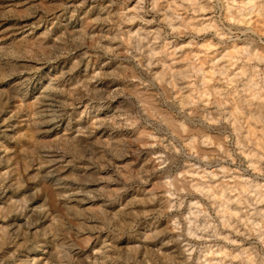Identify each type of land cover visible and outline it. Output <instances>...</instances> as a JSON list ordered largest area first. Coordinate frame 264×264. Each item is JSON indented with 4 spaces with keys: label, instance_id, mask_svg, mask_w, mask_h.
<instances>
[{
    "label": "rangeland",
    "instance_id": "rangeland-1",
    "mask_svg": "<svg viewBox=\"0 0 264 264\" xmlns=\"http://www.w3.org/2000/svg\"><path fill=\"white\" fill-rule=\"evenodd\" d=\"M263 139L264 0H0V264H264Z\"/></svg>",
    "mask_w": 264,
    "mask_h": 264
},
{
    "label": "bare ground",
    "instance_id": "bare-ground-1",
    "mask_svg": "<svg viewBox=\"0 0 264 264\" xmlns=\"http://www.w3.org/2000/svg\"><path fill=\"white\" fill-rule=\"evenodd\" d=\"M229 3V2H228ZM255 4H256V2H255ZM251 6V5H250ZM248 10H249V8H248ZM229 11V10H228ZM247 12V11H246ZM261 13V10H259V13L258 14H260ZM234 16V15H233ZM236 17H238L237 15H235ZM240 20V19H239ZM252 23V22H251ZM235 56V55H234ZM229 59V58H228ZM229 60H231V59H229ZM230 72V71H229ZM219 88V87H218ZM218 88L217 87H213V86H211V87H209L208 88V90H207V93H209V94H215V95H218L219 94V90H218ZM259 90V89H258ZM254 92V91H253ZM262 97V96H261ZM260 97V98H261ZM218 99H220V98H218ZM252 99V98H251ZM253 103V102H252ZM222 104V103H221ZM261 105V104H260ZM101 107H103V106H101ZM154 107V106H153ZM260 107V106H259ZM157 113V112H156ZM160 113V112H159ZM173 117V116H172ZM165 119L169 122V123H171V124H173V122H172V120L170 119V118H168V117H165ZM254 123V122H253ZM174 125V124H173ZM249 126V125H248ZM191 127V126H190ZM187 129V128H186ZM253 132H254V130H253ZM260 134V133H259ZM260 135H262V134H260ZM217 138V137H216ZM253 138V137H252ZM260 138V137H259ZM255 139V138H254ZM253 139V140H254ZM216 140V139H215ZM264 140V139H263ZM253 142V141H252ZM261 142H262V140H261ZM254 143V145H255V143L256 142H253ZM261 146H262V144H261ZM252 149H254V148H252ZM251 149V150H252ZM246 151V150H245ZM200 153V152H199ZM247 153V152H246ZM252 153H254V152H252ZM256 153H257V151H256ZM250 154V153H249ZM251 159V158H250ZM253 159V158H252ZM254 162H252V164H253ZM258 167V166H257ZM240 180V179H239ZM238 180V181H239ZM234 181V180H233ZM231 182V181H230ZM236 182V181H235ZM245 182V181H244ZM249 182V181H248ZM228 183H229V181H228ZM239 184H242L243 185V182L241 183V182H239ZM245 184V183H244ZM233 185V184H232ZM254 185V184H253ZM260 185V184H259ZM222 186H224L223 184H222ZM235 186V185H234ZM245 186L246 185H243V188H245ZM230 188V187H229ZM239 188V187H238ZM247 189V188H246ZM211 190V189H210ZM221 190V189H220ZM219 190V191H220ZM219 191H218V193H219ZM235 192V191H234ZM258 193V192H257ZM227 194H225V196H226ZM237 195V194H236ZM254 195H256V194H254ZM263 195V194H262ZM244 197V196H243ZM225 198V197H224ZM227 198H229V197H227ZM229 200V199H228ZM258 200V199H257ZM223 204H224V201L222 202ZM228 206V205H227ZM227 208V207H226ZM232 208V207H231ZM222 210V209H221ZM220 210V211H221ZM227 210V209H226ZM264 211V210H263ZM264 213V212H263ZM223 215V214H222ZM261 216V215H260ZM259 219V218H258ZM254 221H255V219H254ZM264 221V220H263ZM262 225V224H261ZM62 227V226H61ZM261 234V233H260ZM263 234V233H262ZM223 252V251H222ZM214 260V259H213Z\"/></svg>",
    "mask_w": 264,
    "mask_h": 264
}]
</instances>
